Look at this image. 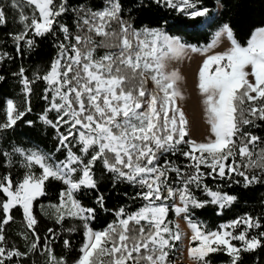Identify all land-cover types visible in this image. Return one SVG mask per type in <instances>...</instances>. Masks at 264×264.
<instances>
[{"label":"snow or ice","instance_id":"snow-or-ice-1","mask_svg":"<svg viewBox=\"0 0 264 264\" xmlns=\"http://www.w3.org/2000/svg\"><path fill=\"white\" fill-rule=\"evenodd\" d=\"M155 2L161 3V0ZM163 2L193 18L208 14L207 8L197 7L196 0ZM23 3L34 6L31 16L22 10L21 0H11L10 3L12 8L20 9L19 22L24 29L19 34H13L18 51L20 41L32 46L33 40L26 39L30 29L33 35L43 36L53 31V25H59L60 31L65 34L64 39H69L68 27L57 20L68 11V0H23ZM80 11L84 13L80 20L87 27L88 34L76 35L74 44L61 43L60 56L41 77L49 86L44 98L48 99L49 91L53 94L48 110L58 113L55 122L46 115L42 116V120L57 131L60 126L67 124V134L61 133L59 137L60 146L67 148L71 143L69 137L78 139L82 146L80 150L90 155V159L85 161L69 150L67 162L52 164L47 157L33 152L25 156V166L30 168L33 164L39 165L42 169L39 176L29 172L15 186L10 173L0 177V192L7 197L0 201V212L4 214L0 220V264L25 255L14 247H5L3 225L12 219L9 213L17 206L23 210L27 227L33 229L35 240L31 249L38 247L40 237L34 230L36 219L32 215V204L37 197L44 195V184L50 177L68 185L67 192L61 193L62 205L71 201L72 207L77 210L69 211L68 214L85 220L86 242L80 248L82 254L76 264H141L142 261L144 264H172L169 260V251L173 247L171 241L180 240L181 233L178 224L174 232L169 227L171 222H165L169 212L166 201L176 197V190L168 186L167 180L170 171L179 174L181 169L170 161L161 163L157 153L163 151L174 154L176 146L183 143L190 148L183 155L195 161L191 167L195 168L196 174L189 175L183 182L184 187L179 190V200L183 206L174 207L178 216L187 213L189 204L194 207L203 206V202L195 200L187 188L188 184L194 182L199 186L203 175L199 171L200 164L211 168L219 178L226 177L227 168L229 174L235 172L242 176L245 186L258 181L257 176L249 178L240 169H264V149L256 154L249 147L255 146L259 137L248 133L237 134L241 133V125L253 122L252 118L264 120V27L256 28L245 46L234 37L231 27L224 24L206 49L192 48L194 52L202 51L206 54L222 38L230 42V47L225 51L206 55L198 69V89L203 97L204 119L210 126V134L205 141L198 142L185 140L189 136V120L176 103L177 99L184 98L177 86L182 77L177 71H165V60L185 51L186 46L179 38L171 37L160 29L145 28L143 32L133 29L120 17V0H107L102 10L93 11L81 7ZM113 20L119 22V32L110 30ZM6 23L7 15L4 6L0 5V25ZM77 26H81L79 21ZM92 33L105 40L115 38L118 41L115 46L119 51L96 58L93 53L95 47L100 45L92 39ZM6 55L0 54V61ZM65 59L66 63L62 64L61 61ZM18 75L22 77L26 95H30L33 81L23 76V69ZM149 77L156 86L155 90L150 91L144 87ZM3 79L0 76V80ZM132 80H138V83L129 87ZM27 110L30 111V107ZM24 115L25 112L17 110L14 102L9 99L6 104V121L0 122V129L12 127ZM89 149L93 151L89 152ZM195 153H199V156ZM237 155L241 163L237 162ZM230 158L231 163H226ZM98 159L102 160L108 171L116 173L117 178L127 179L146 188V191L138 195L149 201V204L135 214L120 219L119 227L110 224L106 230L93 232L87 221L94 219L95 210L82 208L73 198V192L81 186L96 187L91 170ZM72 164L82 167H71ZM78 170L82 176L74 180L73 174ZM228 178L231 179V176ZM205 191L212 197L211 202L218 203L221 208L236 199L235 196L221 195L207 188ZM98 202L103 207V196L98 198ZM117 215L122 217L124 210L121 209ZM141 220L147 222V231L144 225H140ZM130 222L140 226L133 230L129 227ZM188 223L192 230L191 243L199 241L196 247L188 248V255L196 264H209L205 257L220 250L232 257L231 264H236L241 250H254L260 245L257 237L247 236V229L261 227L259 220L252 217L239 218L230 225L221 226L235 229L241 223L246 225V229L237 235L230 231L204 233L190 219ZM260 235L264 236V232ZM231 240L242 241L243 249L232 245ZM68 244L65 241V245ZM48 251L51 264H63V260L57 261L51 255V250ZM104 258H107L106 262Z\"/></svg>","mask_w":264,"mask_h":264},{"label":"trees","instance_id":"trees-1","mask_svg":"<svg viewBox=\"0 0 264 264\" xmlns=\"http://www.w3.org/2000/svg\"><path fill=\"white\" fill-rule=\"evenodd\" d=\"M107 0H68L69 9L57 20L66 25L69 29V39L65 40V34L60 31L59 25H53V31L43 36L33 35L29 30L26 39H32V46H28L25 41L19 42V51L17 42L13 39V34L22 32L23 25L19 22L20 9H14L10 6L11 0H0V5L4 6L7 23L0 25V54L6 53L3 61H0V122L6 121V104L10 99L16 105L17 110L24 111L25 115L17 120L16 124L7 129H0V177L11 174L15 183L23 180L29 172L39 176L42 172L39 165L33 164L30 168L26 167V155L35 152L48 158V162L55 164L58 161L67 162L68 152H71L87 161L90 155L82 152L81 144L77 140L69 137L71 143L67 148L60 146L59 137L61 133L67 134L68 125L63 124L59 131L42 120V116L55 122L58 113L55 110L49 111L52 92L47 93L48 99H45V90L49 87L47 82L41 77L46 74L51 64L60 56V44H74L76 35H87V27L82 25L80 17L84 15L80 8L92 9L93 11L102 10ZM121 19L131 25L133 29L143 32L145 28L160 29L167 35L179 38L187 48L204 49L212 43L215 33L218 32L224 24H228L233 30L234 37L241 45H245L252 32L259 27H264V0H196L197 7L207 8L208 14L203 17H191L181 13L175 8H170L161 0L156 3L155 0H120ZM34 6H28L21 0V8L25 14L31 16ZM38 16V12L36 13ZM79 23L80 27L77 26ZM209 21L206 28L202 25ZM120 24L118 21L111 22V31L119 32ZM92 39L98 47H95L93 55L96 58L109 53H116L119 48L115 45L118 41L115 38L105 40L104 37L91 34ZM71 54V53H69ZM61 63H66V59ZM23 69V76L27 77L31 83V93L26 95L22 77L18 75ZM71 75V74H70ZM138 80H132L129 87L137 84ZM146 88V83L144 84ZM257 103H260L257 101ZM30 107V111L27 109ZM253 122L248 125H241V133L237 136L248 133L251 136L259 137L255 146L249 145L250 149L259 154L264 149V120L252 118ZM29 121L31 123H29ZM75 132V130H73ZM235 139V138H234ZM67 143V142H66ZM58 146L60 150L57 151ZM20 149L21 151H16ZM93 149H89L92 152ZM190 151L187 144L177 145L173 152L157 153L159 161H170L176 167L181 169V173L170 171L168 173V186L176 190L179 198V190L184 187L189 175L196 174L195 168L191 167L195 163L185 157L183 152ZM23 153V154H22ZM7 154V155H5ZM111 155V154H109ZM199 156V154H195ZM238 163H241L239 155L236 156ZM231 163V158L228 162ZM71 167H82L72 164ZM127 171V170H126ZM199 186L197 183L187 185L192 197L203 202L202 207L188 205L185 217H188L193 223L197 224L204 233L220 231L222 225H230L232 221L243 217H252L259 220L260 228L247 229V236H253L260 240V245L254 250L240 252V258L236 264H264V169L261 168H241L249 178L252 175L258 177L257 182L245 186L242 176L235 172L228 173L226 168V177L219 178L212 169L205 164H200ZM96 187L90 188L81 186L79 190L74 191L73 198L84 209H94V219L87 221L88 226L96 231H103L108 226L115 225L119 227L120 219L127 218L128 215L135 214L141 208L145 207L149 201L142 199L139 193L146 191L139 184L129 182L124 178H117V174L108 171L102 162L97 160L91 170ZM231 176V179L228 176ZM82 176L81 171L73 174V179H79ZM216 177V178H213ZM218 192L221 195L235 196L236 199L230 204H225L223 208L218 203H212V197L205 191ZM67 192L66 185L58 179L49 178L44 184V195L39 196L32 204V215L36 219L34 225L35 234L40 237L38 247L31 249V244L35 240L33 229L27 227V221L19 207L11 209L9 215L12 219L3 225L5 235V247L8 249H18L25 255L13 257L6 260L5 264H51L49 251L57 261L63 260V264H75L82 254L80 248L85 243L84 227L85 220L80 221L68 216L69 211H63L61 207V193ZM103 196V207L98 202V198ZM7 197L0 192V201ZM157 204L159 201L156 202ZM169 206L167 221L171 222L172 230L175 231L173 224L174 199L169 198L166 201ZM181 204V201H180ZM182 205V204H181ZM59 207V211H58ZM123 209L124 215L118 216L117 213ZM62 215V218H59ZM87 215V213H85ZM4 214L0 212V220ZM188 219H186L188 223ZM189 224V223H188ZM140 225H144L147 231L146 221L141 220ZM140 225L130 222L129 227L133 230ZM51 229V231H49ZM246 229V225L241 223L235 229L231 227L224 228L233 235L239 234ZM135 235V231L132 232ZM68 241V246L65 245ZM178 241L171 242L173 246ZM231 244L243 249V242L231 240ZM47 245V249L45 248ZM169 251V260L175 264V258ZM135 255V254H134ZM232 257L226 251L220 250L210 253L205 257L209 264H231Z\"/></svg>","mask_w":264,"mask_h":264},{"label":"rangeland","instance_id":"rangeland-1","mask_svg":"<svg viewBox=\"0 0 264 264\" xmlns=\"http://www.w3.org/2000/svg\"><path fill=\"white\" fill-rule=\"evenodd\" d=\"M229 47H230V42L226 38H222L221 42L217 44L216 47L212 48L211 51L207 52L206 54H204L202 51L194 52L192 51V49L185 47V51L183 54L179 56L172 55L170 56V58H167L165 60V71L166 72L177 71L182 77V79L178 81L177 86L180 92L183 94L184 98L177 99L176 103H177V106H179L180 108L184 110L189 120V136H186L185 140L193 139L198 142H204L206 137L210 134L209 132L210 126L206 123L204 119V112H203V105H202L203 97L200 95V92L198 89V69L201 66L203 60L206 59V55H212L215 53L223 52ZM147 81H148L147 83L148 90L150 91L155 90L156 86L153 83V81L150 79V77L147 78ZM160 95H162V93ZM171 114L172 113L170 112L169 115ZM65 119H67V117ZM195 154H199V153H195ZM66 189H68V185H66ZM64 199L67 200V197L65 196ZM175 206H181V207L183 206L180 204V200L177 196V193H176V197L174 198V203L172 206L173 212H174L173 224L175 227V231L177 230L176 225L177 224L179 225L181 239L178 240L176 245L172 247L174 248V251L171 252V254H173L175 258L172 257L171 260L175 259V264H196V262L189 257L188 248L189 246L196 247L199 244V241H196L195 243H191L190 238L192 235V230L189 227V224L187 223L185 219V213L178 216L174 211ZM61 207H63V211L65 210H68L71 212L77 211L75 208L72 207L71 201H68L66 204H63V205L61 204ZM69 215L70 214H68V216ZM71 216L72 218H76L80 221H83V219H80L77 216H74V215H71ZM165 222L166 223L169 222L167 221V217H166ZM169 227H172L171 223L169 224ZM223 231H225L224 228H221L220 232H223ZM85 242H86V236H85ZM171 242H175V241H171ZM221 248H223V246H221ZM104 259L106 262L107 258H104ZM129 264H131V262H129ZM141 264H144V262L142 261Z\"/></svg>","mask_w":264,"mask_h":264},{"label":"bare ground","instance_id":"bare-ground-1","mask_svg":"<svg viewBox=\"0 0 264 264\" xmlns=\"http://www.w3.org/2000/svg\"><path fill=\"white\" fill-rule=\"evenodd\" d=\"M208 25H209V21H206V22L202 25V28L204 29V28H206ZM145 83H146V89H148V85H147L148 81H147V79H146Z\"/></svg>","mask_w":264,"mask_h":264}]
</instances>
